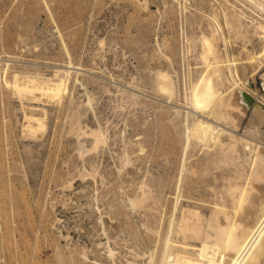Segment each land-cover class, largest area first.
Listing matches in <instances>:
<instances>
[{
	"label": "rangeland",
	"instance_id": "374dc122",
	"mask_svg": "<svg viewBox=\"0 0 264 264\" xmlns=\"http://www.w3.org/2000/svg\"><path fill=\"white\" fill-rule=\"evenodd\" d=\"M185 1L0 0V135L4 143L0 148V264H70L69 258L76 243L87 244L94 258L95 251L91 250L92 244L84 234L85 227L93 226L88 215L93 209L102 227L101 212L96 209L100 206L103 215L112 221L113 209L109 206L107 210L108 204H102L103 196L98 193L110 186L111 174L119 167L124 175L136 170L137 181L146 179L151 183L157 200L153 211L158 217H164L165 222L168 220L185 159L182 126L185 108L181 111V123L169 121L168 111L178 100L169 103L167 97L153 86L155 70L158 69L161 79L176 81L174 89L181 100L179 103L184 104L185 88L203 66L198 58V42H193L192 52L187 54V59L184 58L183 50L187 49L184 46L188 45L186 35L197 34L200 27L209 28V23L214 22V4L219 7L218 18L227 29L222 7L218 5L224 0H205L202 5L199 0ZM231 1L245 7L241 5L242 0ZM186 4L198 16L199 23L191 24L187 20L186 12L179 8ZM245 8L255 19L264 20V11L249 5ZM225 32L228 36V29ZM232 43L244 46V41L239 38ZM65 44L72 52L75 66L84 68L73 69L72 97L68 95L63 104L46 100L47 127L37 136L31 135L22 126L24 112L19 97L2 85L6 62L10 64L9 76L16 71L49 76L57 66L69 60ZM246 44L253 50L260 47V40L253 38ZM233 45H230L231 50ZM160 46L173 54V65L164 61ZM263 73L264 65L254 79L250 78V87L257 92L253 93V101L236 128L238 134H245L256 121L254 110L263 100L258 91ZM87 90L95 98L92 109L83 105ZM132 93L138 95L137 101L131 97ZM99 124L110 128L108 145L81 155L79 143L89 146L91 137H79L78 131ZM142 142L147 147L146 153L138 155ZM203 148L199 144L189 149L188 166L195 162L202 165L210 155L219 151L214 147L209 151ZM93 167L99 169L96 177L91 175ZM234 167L225 162L213 163L210 170H201L202 173L195 177L189 191L195 196L192 200L198 201L197 205L206 215L209 214L208 201L222 200V188L228 186V179L235 173ZM186 173L182 194L188 190L185 187ZM183 199L185 202L186 198ZM136 213V220L147 221L144 210ZM107 224L109 232L117 233L113 225ZM106 238L97 240L101 245V261L110 255ZM116 240V237L112 238L114 243ZM122 242L120 240L118 246L121 247L118 248L123 253L115 254L117 264H141L144 259L133 255ZM78 256L75 254L74 264L91 263H83Z\"/></svg>",
	"mask_w": 264,
	"mask_h": 264
},
{
	"label": "bare ground",
	"instance_id": "6f19581e",
	"mask_svg": "<svg viewBox=\"0 0 264 264\" xmlns=\"http://www.w3.org/2000/svg\"><path fill=\"white\" fill-rule=\"evenodd\" d=\"M203 1L205 0H199L200 5ZM224 1V3L222 1L218 2V5L222 7L220 9L221 12L223 11V20L228 29V36L225 32L227 29L218 18L219 7L215 4L213 7L211 6L215 11V17L212 19L214 22L209 23L208 29L200 27L197 34H187L185 32L188 45L184 46L185 48L187 46V49L183 50L184 58L192 52L193 42H198V58L203 66L198 70V76L192 79L190 85L185 88L184 104H182L183 102L179 103L181 100H179V95L174 89L176 81L169 78L161 79L158 69L155 70L153 86L167 97L169 103H172L174 99L178 100V103H172L168 111L169 121L174 122L177 120L180 122L183 113H181L182 108H185V115L182 120L185 159L179 177L178 191L175 192V201L171 207V214L169 218L165 215L168 220L165 222L164 217H158L153 211L157 207V205L155 206L157 200L155 192H153L155 189L152 188L151 183L146 179L137 181L136 176H134L136 170L124 175L119 167L111 174L113 175L111 181L113 184L111 183L112 185L106 186L105 191L98 193V195L103 196L101 199L103 200L102 204H108V207L105 206L107 210L110 208L109 206L113 209L112 221L106 218L107 215H103L104 212L100 206L98 208L94 207L100 209L102 227H100L101 224L99 225L93 209L92 213L90 212L91 214L88 215L91 219L89 223H93V226L85 227L84 234L92 244L91 250L95 251L94 258L91 257L87 244L76 243V247L71 251V258H69L72 261H70V264H74L75 254L79 255L78 257L82 259L83 263L117 264L115 254L123 253L119 249L121 245L118 246L120 240L125 242V245L132 251L131 253H134L133 255L144 259L143 262L139 261L141 264H264V96L260 92L263 100L256 104L254 110L256 121L253 122L252 127L247 129L245 134L239 133V135L236 131L253 101L255 95L253 93L257 92V89L250 87V78L253 77L251 79H254L255 75L259 73L260 67L264 65V20L255 19L246 11L245 7L249 5L254 9L264 11V0H242L241 5L245 7H239V3H234L231 0ZM194 3L198 4V2ZM179 8L182 12H186L187 20L191 24L199 23L198 16L193 14L187 4L181 5ZM238 38L244 41V46L233 45L232 41ZM253 38L260 40V47L250 50L246 43L252 42ZM222 42L224 47H222ZM230 45H233L232 50ZM65 51L69 60L66 64L57 66L54 73L49 76L43 73L17 71L9 76L10 64L6 62L7 67L3 72L5 74L4 78L2 77V85L11 89L19 97L24 112V124L22 126L31 135L37 136L39 132L44 131L47 127L48 112L44 107L47 104L46 100L47 102L54 101L59 104L66 100L65 98L72 92L70 83L72 82L73 69L80 70L84 68L79 67L80 65L75 66L72 52L66 44ZM160 53L164 54L165 62L173 65V54L162 46H160ZM175 55L177 56V54ZM86 94L87 99L83 105L92 109L95 98L88 90ZM130 95L134 100L138 98L136 93ZM109 129L99 124L97 127L78 131L79 137L81 135L91 137V145L88 144L90 147L86 146L84 142L79 143L81 144V155L87 152H96L109 143L108 140L111 137ZM2 139L0 135V148L4 145ZM181 140L179 141L181 142ZM199 144L204 147L203 149H206L205 151H209L208 149L212 147L219 151H215L216 153L214 152L208 159L204 160L203 167L198 162L188 166L189 149ZM146 148L142 142L137 150L140 152H138V155L146 153ZM241 148L243 151H241ZM219 162L233 164L235 173L233 177L230 176L231 179H228L229 183L228 186L225 185L226 189L224 186L225 190L222 188V200L212 199L214 201H208L209 214L206 215L200 210V205H197L198 201L192 200L195 199V196L191 194L192 192L189 189L192 188L196 180L195 177L198 174L200 175L201 170L208 171L211 164H218ZM98 170L93 167L91 175L96 177ZM184 172H187L185 187L188 190L186 194H182ZM212 183L214 182L212 181ZM222 195H220V198ZM96 197L100 200L97 195ZM181 197L186 198L185 202L182 201ZM142 210L148 216L145 215L148 218L147 221L136 220L135 213ZM106 222L113 225L117 233L113 230V232H109ZM105 236L108 238L110 255L109 258H104L105 260L101 261L102 257L100 258L101 251L99 249L101 245L97 243V240L99 237L103 238ZM113 237L118 239L115 243L112 241ZM121 255L123 256V254ZM63 257V255L60 257L62 261ZM65 261L64 259L63 262ZM122 262L124 263V261Z\"/></svg>",
	"mask_w": 264,
	"mask_h": 264
},
{
	"label": "built area",
	"instance_id": "2783aa9c",
	"mask_svg": "<svg viewBox=\"0 0 264 264\" xmlns=\"http://www.w3.org/2000/svg\"><path fill=\"white\" fill-rule=\"evenodd\" d=\"M259 92L264 96V75L261 77L260 80Z\"/></svg>",
	"mask_w": 264,
	"mask_h": 264
}]
</instances>
